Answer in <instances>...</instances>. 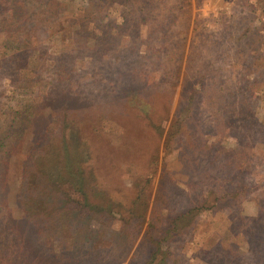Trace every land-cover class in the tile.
I'll use <instances>...</instances> for the list:
<instances>
[{
  "label": "rangeland",
  "instance_id": "obj_1",
  "mask_svg": "<svg viewBox=\"0 0 264 264\" xmlns=\"http://www.w3.org/2000/svg\"><path fill=\"white\" fill-rule=\"evenodd\" d=\"M157 247L264 264V0H0V264Z\"/></svg>",
  "mask_w": 264,
  "mask_h": 264
},
{
  "label": "trees",
  "instance_id": "obj_2",
  "mask_svg": "<svg viewBox=\"0 0 264 264\" xmlns=\"http://www.w3.org/2000/svg\"><path fill=\"white\" fill-rule=\"evenodd\" d=\"M144 108V107H142ZM68 121V120H67ZM69 122L71 123L72 121L69 120ZM76 130V129H75ZM77 132V131H76ZM72 133L71 137H69V139H67V141H65V143L63 144L62 149H56V146L54 147V143H52V145L50 146V148L52 149L50 151L49 154L45 153H40V155L38 156V158H42L41 160V168H44V171L42 173H44L46 176L48 175L49 169L48 167L50 166H59V164H61L62 168L63 166H66V170L70 171L69 176H76L74 175V173H78L80 168H81V162L84 160L85 155L87 156L88 152L87 149L85 147H82V143L80 141V137L77 133ZM60 144V143H59ZM82 147V148H81ZM43 152V151H41ZM62 154V157H60V154ZM71 178H75V177H71ZM84 194V198L87 199V191L85 190ZM95 197L102 199L104 202V198H103V193H94ZM103 207H106L105 203H101L100 204ZM31 209V208H30ZM183 216L188 215V213L186 212L182 214ZM166 229V228H165ZM163 228H161V231L165 230ZM158 253V255L160 254V256H162V258L160 259V261L157 264H164L165 260L168 258L169 254L171 253V251H163L161 247H157V250L153 253L152 255V259H154V257L156 256V254Z\"/></svg>",
  "mask_w": 264,
  "mask_h": 264
}]
</instances>
